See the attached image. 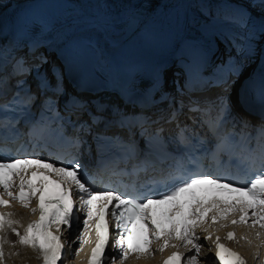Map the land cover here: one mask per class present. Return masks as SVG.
<instances>
[{"label":"snow or ice","instance_id":"snow-or-ice-1","mask_svg":"<svg viewBox=\"0 0 264 264\" xmlns=\"http://www.w3.org/2000/svg\"><path fill=\"white\" fill-rule=\"evenodd\" d=\"M29 172L32 177L43 178L33 182V179L27 178ZM50 183L56 186L57 192L54 198H45L44 193ZM203 184L213 185L220 192H227L230 196L236 195L228 199L220 196H199L195 189ZM183 194H188L190 199L181 202L179 198ZM5 197L19 201L25 208L29 207L33 198L38 201L37 207H33L31 211H39V219L29 223L22 234L15 227L18 222L11 218L12 214L0 211V233L11 230L22 246L31 247L40 254L44 264H58L64 255L65 244L58 233L62 225L73 227L75 197L79 198L81 206L86 210L83 231L76 239L85 242V233L90 227L89 221L94 218L97 221L95 247L91 250L88 264H105V249L110 239L109 222L106 219L109 215L114 218L115 227L119 229L120 238L115 240L114 247L122 249L121 264L132 252H135L137 258L148 255L152 251L153 243L159 244L160 252H164L168 247L191 245L189 251L194 250V254L186 257L187 264H197L202 248L198 242L200 237L196 235L197 229L208 233L204 237L205 240L212 238L210 228L228 227L229 222L231 225L250 227L258 225L260 229H264V173L257 175L249 184L240 186L208 174H199L159 198L137 201L125 198L115 191H95L80 175L78 163L65 166L39 157L0 158V208L9 205V199ZM164 204L171 205L162 213L167 227L164 223L157 222L154 215L157 208ZM51 205L55 207L50 210ZM137 220L144 227V249L133 247L132 243L131 226ZM53 228L57 231L53 232ZM260 234L257 232L258 237ZM227 239L235 240V233L229 231ZM219 241L217 236L215 255L219 264H246L239 253ZM6 242L0 235V264H3ZM81 250L82 248H77L76 254ZM184 259L183 253L175 251L164 264H182Z\"/></svg>","mask_w":264,"mask_h":264},{"label":"bare ground","instance_id":"bare-ground-1","mask_svg":"<svg viewBox=\"0 0 264 264\" xmlns=\"http://www.w3.org/2000/svg\"><path fill=\"white\" fill-rule=\"evenodd\" d=\"M240 1V0H236ZM235 0H0V14L7 13L15 5L20 3H29L31 6H45L48 10L57 9H70L64 15L59 17L54 27H57L52 31L53 43L59 45L60 43L71 42L74 45H79L84 48V53L88 57L89 62H93V69L98 72L101 71L99 66L107 62L108 57L115 52L126 49L127 45H131L137 42L140 44V49L147 54L151 50L159 52L162 57H166L167 53H173L180 49V45L183 42L195 41L199 36L196 35L193 29L194 25L202 18L198 12H194L196 6H200L201 13L205 16L214 15L215 17L221 12L220 9L226 10V18L231 23L235 18H243L244 16H254L259 19H264V0H246L240 1L242 4ZM218 8V9H216ZM196 11V10H195ZM72 12V14L70 13ZM218 12V13H217ZM187 17V21H185ZM226 20V19H225ZM236 21V20H235ZM253 23V25H252ZM262 24V23H261ZM224 32H221L220 39L226 45H229V30H232L231 25H226ZM228 30V31H226ZM244 45L246 49L239 54L241 58H249L250 63L247 67H251L256 64L258 68L264 61V24L260 25L256 20L249 19L248 25L243 30ZM231 35V34H230ZM190 36H194L190 37ZM234 36V34H233ZM226 37V38H225ZM260 41V42H259ZM259 43V45H258ZM216 44V43H215ZM217 45V44H216ZM259 48V52L255 57V50ZM139 51V50H138ZM140 51V52H142ZM220 46L217 45V57L215 62L224 64ZM238 62V60H236ZM257 62V63H256ZM249 70L252 71L251 68ZM249 71V72H251ZM246 71L243 72L244 77ZM231 95L235 102V87H231ZM220 92V88L209 89L204 93L192 94L201 107H209L208 100L215 94ZM109 103L112 104L109 110L110 117L114 121L127 120L126 112H122V109L127 108L117 99L110 98ZM213 107V104H210ZM236 108H240V105H236ZM170 108H166L164 104H158L147 111L146 114L151 120L163 121ZM157 110V112H156ZM241 113V109L239 110ZM245 114V113H244ZM194 120L187 119V114L179 115L181 125L185 128L189 123L195 128L204 130L208 124V118L211 116L206 115L204 111L195 116L190 114ZM164 127L169 126L164 124ZM191 127V126H189ZM126 130V129H125ZM132 127L128 125L127 134L132 132ZM117 132L115 129L109 131ZM122 133V132H121ZM143 159H148L147 155L143 156ZM149 173L148 170H142L135 168L134 175H142L145 177ZM12 213L14 216L11 218L18 223L15 225L17 230L22 234L21 226L24 224L26 217V210L19 206L12 207ZM236 239L230 241L234 246L239 244L240 235H244L246 240H243V244L250 242L253 248L245 250L244 246L239 244L240 250L247 256V264H253L250 256L255 255L259 250H256V246L260 242L264 243V235L257 236V232L249 230L244 226L236 228ZM256 232V233H255ZM256 235L254 238L253 235ZM4 239L7 241L4 244V259L3 264H39V253L34 251L31 247L22 246L19 243V238L11 232V230H5L3 232ZM63 237L67 241L71 240V234L66 231L63 232ZM242 237V236H241ZM201 251L199 253L198 264H212L211 255L207 252L210 240L202 239ZM258 249V248H257ZM263 254H259L261 264H264V249ZM13 254H16L20 260L13 261ZM258 258V259H259ZM13 261V262H12ZM158 262V261H157ZM260 262V261H259ZM64 264H81L77 257L73 258L68 253L64 257ZM125 264H156V259L149 260L143 258L137 261H127ZM259 264V263H257Z\"/></svg>","mask_w":264,"mask_h":264},{"label":"rangeland","instance_id":"rangeland-1","mask_svg":"<svg viewBox=\"0 0 264 264\" xmlns=\"http://www.w3.org/2000/svg\"><path fill=\"white\" fill-rule=\"evenodd\" d=\"M236 1V0H235ZM240 1H242V0H240ZM240 1H236V2H238V3H240V4H242ZM248 0H246V1H244V2H247ZM201 7L200 6H196V11L194 10V12H198L199 14L201 13ZM203 14V13H202ZM201 15V14H200ZM222 16H221V14L219 13L218 14V16H214L213 15V17H212V15L210 16V18H207V17H204L203 15H202V18L199 20V22H197L198 24L197 25H195L194 26V30L196 31V34H201V35H204V33H209L210 31H213L214 32V34L215 33H217L219 30H221L225 25H226V23L224 22L225 20H223L222 18H221ZM249 19H253V20H256V22L257 23H259L260 25H263L264 24V19H259V18H256V17H254V16H244L243 18H235V20H234V22L233 23H231L230 22V20L228 19V18H226V21H228V23H227V25L229 24V25H231L232 26V28L234 29V28H239L241 25L240 24H243V23H245V25L247 26L248 25V22H249ZM210 20H212V23L209 25V26H207V27H204V28H202V29H200V25L201 26H203V25H206L208 22L207 21H210ZM262 23V24H261ZM252 25H253V23H252ZM245 26V27H246ZM225 27H227V26H225ZM224 27V28H225ZM245 27L242 29V30H244L245 29ZM232 29V30H233ZM230 31V33H229V40H228V42H229V45H234V47H235V50H236V53H239L240 52V49L242 48L243 50L244 49H246L245 47H243V45H244V43H242V42H244V38H242V40H240V37L239 36H236L233 32H231V30H229ZM243 32V31H242ZM231 34V35H230ZM233 34H234V36H233ZM242 37L244 36L243 35V33H242V35H241ZM190 37H193L194 38V36H190ZM226 38V37H225ZM221 40H223V39H221ZM236 40H240V42L241 43H239V42H237ZM218 41V40H217ZM224 41V40H223ZM223 41H221V43L222 44H225ZM218 42H220V41H218ZM260 42V41H259ZM236 43H238L237 45H235ZM242 45V46H241ZM258 45H259V43H258ZM219 46H221V45H219ZM230 47V50H232L233 48L231 47V46H229ZM245 51V50H244ZM221 52H219V54H220ZM223 54V53H222ZM233 56H235V54L233 55ZM239 58H241L240 56H239ZM250 63V62H249ZM245 70V69H244ZM249 71H251V70H249V68H247V72H249ZM253 71V70H252ZM257 237V236H256ZM243 244V243H242ZM241 244V245H242ZM246 245H242V246H244V249L246 250H250L251 251V249L253 248V245L250 243V242H246L245 243ZM258 248V249H257ZM262 249H264V243H262V242H260L259 244H258V247L256 246V250H259L258 252H257V254H258V256H256V257H254L253 255L252 256H250V258L252 259V262H253V264H257V263H259V264H261L259 261H260V258H259V254H263V250ZM259 258V259H258ZM19 261L20 260V258L16 255V254H13V261ZM12 261V262H13ZM11 264V263H10ZM12 264H14V263H12Z\"/></svg>","mask_w":264,"mask_h":264}]
</instances>
